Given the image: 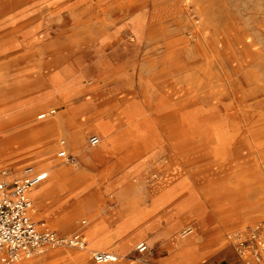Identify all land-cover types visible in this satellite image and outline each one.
<instances>
[{
	"label": "rangeland",
	"instance_id": "rangeland-1",
	"mask_svg": "<svg viewBox=\"0 0 264 264\" xmlns=\"http://www.w3.org/2000/svg\"><path fill=\"white\" fill-rule=\"evenodd\" d=\"M136 2L142 5L139 8L132 9L127 8L125 0H0V47H11L7 55H0V102H18L20 104L16 105L15 112L24 113L31 111L30 119L37 121L44 120L51 117L54 113L48 115L46 118H36V116L38 117L39 114L48 111L50 108H54L56 111L63 108L59 107L53 99L43 101L41 105L39 104L40 99L53 91L54 87H68L67 89H72L73 91L81 90L80 95L82 97L89 96L90 91L94 88L107 87L109 84L111 86H118L119 84L123 85V83L130 82L133 84V88L140 89L139 82H147V84L158 82L161 79L162 66H168V62L173 60L177 63H185L187 67L190 66L192 68L189 71L191 75L198 74L199 68L203 66V62L201 61L200 54L193 48H180L171 57H168L163 52V49L159 50L154 56H148L149 54L146 52L149 48V43L144 40L146 30L156 32L158 28H161V37L154 36V40H157L159 43L164 39L162 36L163 32L166 34L165 36L177 35L176 38H178V36H186L187 32L192 28H199L203 35L211 40L213 28H226L227 16L239 28H263L264 26V0H136ZM111 22L114 23L112 24ZM134 28L141 30L142 33L136 42H131L129 35ZM257 34L258 46L264 47V36L259 32ZM180 46H182L181 42L177 44V47ZM145 56H148L151 62H148L149 60H146ZM261 66V72L264 74V64H261ZM153 67H156V69ZM142 87L148 88L146 84L142 85ZM53 94L56 95V93ZM154 94L153 97H156L157 94ZM92 107L90 113L94 112ZM12 109L1 111L0 120L9 118L10 114L8 113ZM147 112L149 114L152 113V111L148 110ZM68 118L69 121L63 130L64 133L55 132V134L49 135L48 141H44L45 143L52 141L55 143L46 156L47 160L50 159L49 161L59 162L66 166L72 163L62 160L56 154L61 147L58 143L60 139L64 140L65 145L68 143L65 132L70 130L79 131L83 136L84 145L89 149H94L97 146L92 147L88 145V137L97 134L101 141L103 133L94 126L93 122L87 121V111L80 110L70 113L68 114ZM250 130L251 127L247 126L244 130L245 135ZM246 143L247 145L253 144L249 139L246 140ZM197 146H201V144ZM157 150L161 151L160 145L153 146L150 151L147 150L148 154H150L149 152L153 153V156L149 159L153 158L152 160H156V162L161 160V154L158 156L155 153ZM73 152L66 150V153L73 157L74 162L77 156ZM148 154L144 155L143 158L146 159ZM101 157H103L102 154L95 155L90 165L82 163H90V159L82 162L79 161L80 169H83L87 176H91L89 177L90 180L82 182L84 178L81 176L75 181V186L71 185L72 188L67 190L68 192L66 195L64 194L65 196H62V191L57 193L58 205L56 206L57 203L55 202L50 207L48 221L52 223L56 215H60L74 206L83 211L73 220V226L64 230L60 229L59 232L71 233L81 226L85 227L79 222L81 219L88 221L86 215L88 209L85 211L84 208L92 202L101 206V209L103 207H110L107 198L115 195L118 189L115 184L110 186L109 183L113 181L116 175L103 177L99 174L97 165L99 164L98 159ZM38 162L41 163L42 161L34 158L17 163L4 156H0V170L7 169L9 173L18 174L27 166H32L36 170L45 169L44 167L31 165L39 164ZM211 162L212 160L207 154L198 155L185 161L178 160V163L181 165V175L187 181L190 180L191 176H195V174L197 175L195 177L200 176V178H203L210 170L208 167L200 169L199 164L207 166ZM247 168L252 176L256 175L257 178L260 177L262 183H264V176L255 171L253 164L248 165ZM140 175L144 184L142 186L137 185L134 188L129 187L134 190L135 194L140 190H148L150 196L153 197L152 201L154 204L161 202V192L164 189L152 187L153 182L157 179L154 169H147V171H144V174L140 172L133 173L127 183H134L135 179ZM159 175L158 178H163L161 173ZM49 179L48 177L41 185L47 183ZM89 182H91V185L85 188L86 183ZM104 187L107 191L102 189ZM243 187L246 190L245 195H242V198L239 199L233 197V201L240 206L236 210H224L229 212L226 220L219 218L220 215L218 216L215 211L216 207L208 204L206 195L201 189V184H199V187L194 185L192 194L183 190L184 193L182 192L181 195L171 197L161 205V230L169 226V221L177 220L179 225L176 236L182 240L188 239V241H190V238H193L190 248L184 250L180 247L177 249L173 247L169 251L163 247L149 249L150 246L146 240H138L133 246L131 244V247L128 249L127 254L129 257L125 259L124 264H130L131 258H140L143 262L144 258L146 259V257L148 258V256L153 255H158L155 259L161 260V255H165L167 251L166 260L169 263L172 262V264H227L228 256L224 253L226 249H229L237 256L234 243L235 233L248 230L250 227L264 221V196L256 199L257 188ZM70 196H73L75 199H71ZM180 196L183 201H180ZM156 199L159 200L158 203L155 202L157 201ZM178 200L181 203L176 208L177 204L175 205V203ZM39 215L41 213L36 212L34 218L39 219ZM51 223L50 225L53 226ZM57 226L61 227L60 225ZM187 226H190L192 231L187 235H182L181 231ZM156 232L152 231L151 235L154 237ZM159 238L161 239V237ZM139 242H144L147 245L149 249L148 253L139 254L136 252L135 244ZM123 246L125 247L120 245V253H117V262L122 258L127 247V245ZM66 251L79 252L82 257L85 256L84 251H76V249L67 247L50 249L48 252L60 254ZM175 251H178V253H175ZM34 256L21 263H47L45 261L47 257L41 256V254ZM87 261L93 264L88 253ZM241 262L244 264L242 260Z\"/></svg>",
	"mask_w": 264,
	"mask_h": 264
},
{
	"label": "bare ground",
	"instance_id": "bare-ground-1",
	"mask_svg": "<svg viewBox=\"0 0 264 264\" xmlns=\"http://www.w3.org/2000/svg\"><path fill=\"white\" fill-rule=\"evenodd\" d=\"M125 2H127V8L132 9L142 5L136 0H125ZM24 25L23 27H25ZM160 29L158 28L156 32L151 30L145 32L144 40L149 43L146 52L149 54L148 56H154L163 49V52L171 57L180 48H193L200 54L203 62L197 75H191L189 71L192 68L190 66L187 67L185 63L181 64L173 60L168 62V66H162L161 79L158 82L153 84L139 82L140 89L133 88V84L130 82L118 86L109 84L107 87L94 88L90 91L89 96L82 97L81 90L73 91L67 89L68 87H54V90L46 96L56 93L53 100L59 104L56 103L59 107H63L58 111V115L54 116L57 122L49 126L37 124V120L29 118L31 111L0 120V138H2L0 140V156L17 163L27 159H40L41 163L31 165L44 167L46 171L51 169L52 161L47 160L46 156L55 143L53 141L45 143L44 141L55 132H63L69 121L68 114L82 110L88 113L87 121L93 122L94 126L103 132L97 152L146 155L148 154L147 150L150 151L153 146L160 145L161 151L157 150L155 153L161 154V161L158 165H153V169L157 175L161 173L163 178L156 182L153 188L164 189L161 192V205L174 197L175 193L185 184L178 179L182 173L178 160L185 161L202 154L209 155L212 162L207 166L199 164V168L208 167L210 171L203 178L195 177L196 174L192 177L196 184L202 185L201 189L204 190L206 198L210 199L208 203L216 207L215 211L218 215L222 213V201L225 200L229 207L233 203L232 195H227V193L224 195L222 190L245 192L243 186L255 187L257 188L256 199L264 196V184H256L255 178L237 162L238 153L244 148L239 144H243L247 139L253 143L254 137L258 136L260 131L264 133V128H254L257 124L259 127L261 124L264 127V95H262L264 94V74L261 72V64H264V47L258 46L257 42V32L264 36V26L263 28H239L227 16L226 28H213L211 40L207 39L199 28H192L186 36H178V38H176L177 35L165 36L166 34L163 32L164 39L158 43L157 40H154V36L161 37ZM141 33V30L134 28L129 35L131 42H136L141 37ZM179 42L182 46L177 47ZM10 50L11 47L2 46L0 55H7ZM148 56H145L146 60H149ZM139 64L138 66H140ZM153 68L156 69V67ZM70 78L72 79V77ZM145 84L147 89L142 87ZM154 93L157 94L156 97H153ZM12 107V102H0V113ZM91 107L94 109L93 113H90ZM147 110L152 113L149 114ZM12 120L15 123H12ZM247 126L251 127V130L245 135L244 130ZM65 135L68 140L67 145H63L65 150L68 149L67 146L71 145L73 153L84 151L79 131L70 130L65 132ZM198 144L201 146H197ZM149 153L148 156L152 157L153 153ZM262 164L264 165V163ZM28 167L36 170L32 166ZM256 170L258 173H264V167L263 170L261 168ZM43 189L39 185L31 190L33 194L37 193V196L40 197ZM134 199L136 200V197ZM135 206H130L131 210ZM41 224L45 226L44 223ZM178 225L170 222L167 228L161 230V239L169 236L175 237V242L182 243L186 249H189L191 242L188 239L180 238L181 240H179L176 237ZM60 226L59 228L56 225L53 228L59 231L71 227ZM153 228V225L148 224L146 229L149 231ZM191 231L192 228L187 226L181 231V234L187 235ZM136 245L137 243L135 247ZM45 254L46 251L42 255L45 256ZM125 256L129 257L127 253ZM78 258L81 259L82 256L78 255ZM131 262L132 264H145L140 258H131ZM160 262L159 259H153L150 264H159Z\"/></svg>",
	"mask_w": 264,
	"mask_h": 264
},
{
	"label": "crops",
	"instance_id": "crops-1",
	"mask_svg": "<svg viewBox=\"0 0 264 264\" xmlns=\"http://www.w3.org/2000/svg\"><path fill=\"white\" fill-rule=\"evenodd\" d=\"M51 96H53V97H51ZM51 99H55V95L51 94V95H47L45 97H42V99H40L41 101L39 102V104L41 105V103L43 101H48ZM17 104H20V103L15 102V101L12 102V106H13L12 108L13 109L11 108L12 110L8 113V114H10L9 118H13L16 115L23 113V112H20V113L15 112ZM36 106H37V104H36ZM50 110L48 109V111L43 113L44 117L46 118L51 113H54V115H52L51 117L46 118L44 120H40V121L38 120V121H36V123L41 124V125H46V126L55 124L57 121H56V118L54 116H55V114L58 115V111L54 110V108H51ZM9 118H7V119H9ZM36 118H38V117L36 116ZM4 120H6V119H4ZM12 123H15V121L12 120ZM13 125H15V124H13ZM254 128L255 129L261 128L262 129L264 127L262 124L260 127L257 124L254 126ZM93 135H97V134H93ZM99 140H100V137H99ZM253 140H254L253 144L250 143V145H247L245 140H244L243 144H241V143L239 144L240 146L243 145L244 148L242 149V151L241 150L239 151L237 162L244 169H247V170H248L247 166L253 164L255 171L257 172V170H256L257 168H261V170H263V167H264V165L262 164V163H264L263 162L264 161V133H262L260 131L259 135L255 136ZM99 143H100V141H99ZM98 144L95 146H98ZM66 145H67V143H66ZM81 145L83 146L82 148L84 151L81 153H74L77 156V159H76V161L72 162V164H70L69 166L63 165L59 162L52 161V165H51L52 168L51 169H47V171L45 169H37V170L45 171L46 177L42 182H40L37 185V186L40 185L41 189L44 188L40 197L37 196V193L33 194V191H32L37 186L31 188L32 190L30 189L28 191V195L32 201V209L30 212L31 219L38 224L44 223L46 227H48L50 230L56 232L57 234H70V233H63V232L56 231L52 227L56 226V225L73 226V220L79 215L80 212H83V211L80 208L74 206L71 209L66 210L64 213H62L60 215H56V217L54 216L55 218H53V221L51 223L50 221L47 220L49 218L50 207L52 205H54L55 202L57 203L56 206L58 205L57 193L59 191H62V196H65L68 192L67 190H70V188H72L71 185L75 186L74 183L78 178H80L82 176L84 178L82 182H86V181L90 180L89 177H91V176H89V175L87 176L86 172L83 169H80L79 161L82 162V161H87L90 159V163L82 162L85 165H90L93 162V159H94L93 157L97 154H102V156H103L100 159H98L99 164L97 165V167L99 168V170H98L99 174L103 177H107V176L110 177L111 175H116V177L113 179V181H111L109 184H110V186L115 184L118 191L115 195L109 196L107 198L108 203H110V207H107V208L103 207L101 209V206L92 202L84 208L85 211H86V209H88L86 211L88 221L81 219L79 223H81L85 227L81 226L77 230H74L73 232H78L82 236V238L85 241V247L82 249H78V248H74V247H67V248L76 249V251L77 250L78 251H84L85 256L82 257L81 259H79V258L77 259L78 255H81V253H79V252L66 251L64 253L57 254V253H53V252L52 253L48 252L50 249L51 250L55 249V248H49V249L45 250L46 251L45 257H47V259L45 260L47 262L46 264H92V263H89L87 261V253H88L90 259H91V253L93 251H96V250L108 251V252L115 254L118 257L117 253H120V245H122V247H125L123 245H127V247H126V249L122 255V258L119 259V262H117L118 261V258H117L116 261L108 263V264H113V263L117 262L115 264H124L125 259L127 258L125 256V254L127 253V250L129 249L130 244L132 243V246H133V244L138 240H146V242L150 246L149 249L163 247L169 251L173 247L176 249L180 247L181 249L185 250L186 248L182 243H177L174 241L175 237L169 236V237H163V239L159 238V237H161V235H160L161 234V202L155 201V202H157V203L159 202V203L154 204L152 201L153 197L150 196V193L148 190H140V191L136 192V194H135L133 192L134 190L130 188V187L134 188L137 185L142 186V184H144L143 179L141 178V175L135 179L134 183H131V184L127 183L129 177L133 173H139L140 172V173L144 174V171H147V169H149V170L153 169L154 168L153 165H155V166L158 165L161 160H158L156 162L155 160H152L153 158L149 159L150 157L148 155H147V158L144 159L143 154L96 152V151H98L97 147L94 149H89L84 145L83 136H82ZM95 146H92V147H95ZM67 147H68L67 150L73 151V146L69 145ZM93 152H94V154H93ZM157 155L159 156V154H157ZM146 161H148V162L146 163ZM10 174L11 175H17L13 172L12 173L10 172ZM258 174H260L261 176H264V173L263 174L258 173ZM159 176L157 175V179L153 182V185L160 180V178H158ZM48 177L50 178L49 181L47 183H44L43 185H41ZM253 177L256 180V184H264V183H262L260 177L257 178L256 175H254ZM178 179L182 182H185V184L183 187H181V189L179 191H177L175 193L174 197L179 195V194L181 195L183 190H184V192L186 190V192L192 194V192L194 190V185L199 187V184H196V182H195V180H193L192 176L190 177L189 181H185L186 179L183 178L182 175ZM178 179H176V180H178ZM109 184H108V186H109ZM90 185H91V182L86 183L85 188L89 187ZM102 189L104 191H107V189L105 187ZM202 191L204 192L203 189H202ZM222 192L224 193V195L226 193H227V195L231 194L232 197H237L238 199L242 198V195L243 196L245 195L244 194L245 192L244 191L242 192L241 190H239V191L222 190ZM76 194H77V192H76ZM135 197H136V200L134 199ZM70 198L75 199L73 196H70ZM181 198L182 197L180 196V201H183V200H181ZM209 200L210 199H207V202ZM138 203H139V205H138ZM179 203H181V202H179V200L175 203V205L177 204L176 208L180 205ZM132 205L133 206L138 205L140 207L135 206L132 208L133 210H131ZM222 205L223 206H221L222 207L221 210H222V212H226V213H223V214L221 213L220 216L219 215L218 216H219V218H222V219L224 218L225 220L227 218V214H229L228 211H230V209L236 210L237 207L240 206L239 204L237 205V203L235 201H233V203L229 207V204L225 200H224V202L222 201ZM94 206H96V208H94ZM98 207H100V208H98ZM35 209H36V212H38L39 214L41 213V215H39V219H36V220L34 218V214L36 213ZM223 209L228 210V211H224ZM224 214H226V215H224ZM176 219H178V218H176ZM222 219H221V221H222ZM170 222H173L174 224L175 223L179 224V222L177 220L169 221V223ZM50 223L53 224V226H51ZM78 224H76V225H78ZM148 224L153 225L154 228L152 230L148 231L146 229ZM152 231H157L155 233L154 237L151 235ZM73 232H71V233H73ZM176 237H178V236H176ZM179 240H181V239L179 238ZM189 240H190V242H192L193 238H190ZM161 242H163V243H161ZM56 248H58V247H56ZM149 249L147 248V250L144 253H148ZM45 251L40 253V254L42 255L43 253H45ZM168 251L165 255H161V264H172V262L169 263L166 260ZM144 253H141V254H144ZM175 253H178V251H175ZM224 253L228 256L227 264H242L241 260L244 262V259L242 257H240L238 254H237V256H235L229 249H226L224 251ZM76 255H77V257H75ZM156 256H158V255L148 256V258H146V259L144 258L143 262H145V264H150L151 261H153V259H155ZM32 257H30V258H32ZM30 258L22 259L17 264H21V262L28 260ZM93 264H98V263L93 262ZM130 264H132V262H130ZM244 264H245V262H244Z\"/></svg>",
	"mask_w": 264,
	"mask_h": 264
},
{
	"label": "built area",
	"instance_id": "built-area-1",
	"mask_svg": "<svg viewBox=\"0 0 264 264\" xmlns=\"http://www.w3.org/2000/svg\"><path fill=\"white\" fill-rule=\"evenodd\" d=\"M43 113L38 118H43ZM97 135L88 138V144L99 143ZM57 156L73 162V157L63 148L64 140ZM46 177L43 170L25 167L23 172L11 175L7 169L0 170V264H17L25 258L40 254L49 248L74 247L82 249L85 241L78 232L57 234L48 227L31 219L32 201L28 191ZM235 249L245 264H264V221L248 230L236 232ZM135 250L141 254L147 250L144 242L137 243ZM91 259L96 263L114 262L117 256L108 251H93ZM220 264V263H216Z\"/></svg>",
	"mask_w": 264,
	"mask_h": 264
}]
</instances>
